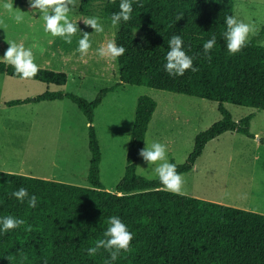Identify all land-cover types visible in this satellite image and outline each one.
Returning <instances> with one entry per match:
<instances>
[{
  "label": "trees",
  "instance_id": "obj_1",
  "mask_svg": "<svg viewBox=\"0 0 264 264\" xmlns=\"http://www.w3.org/2000/svg\"><path fill=\"white\" fill-rule=\"evenodd\" d=\"M120 0H106L102 16L111 20ZM87 0H81L85 13ZM234 0H133V12L117 29L116 43L125 47L118 60V82L102 87L92 100L72 92L45 90L6 105L69 99L84 115L90 152L87 181L81 186L0 170V215H15L25 225L0 236V264H104L109 253L101 249L88 256L86 249L103 238L108 217L118 215L134 233L130 249L115 264H264V214L163 189L158 179L136 170L156 101L137 99L123 176L114 191L100 180L101 150L93 126L94 109L120 83L144 85L217 102L221 118L194 136L193 148L182 163L181 174L191 170L206 143L224 132L254 138L249 130L254 115L234 119L224 103L264 110V45L256 37L235 54H229L222 37L226 15H233ZM184 38L197 71L169 76L164 70L168 39ZM215 33L210 58L202 44ZM0 74L21 78L11 65L0 62ZM34 80L64 85L67 73L39 67ZM264 144V138H259ZM175 163L174 161H171ZM24 187L38 197L29 207L10 196Z\"/></svg>",
  "mask_w": 264,
  "mask_h": 264
},
{
  "label": "rangeland",
  "instance_id": "obj_2",
  "mask_svg": "<svg viewBox=\"0 0 264 264\" xmlns=\"http://www.w3.org/2000/svg\"><path fill=\"white\" fill-rule=\"evenodd\" d=\"M105 1L87 0L85 13H81V0H76L74 15L78 18L95 15L104 25V32L95 33L83 18L78 20L80 29L90 32L93 41L88 52L81 56L76 51L79 33L71 43L52 37L44 32L42 20L30 12H24V21L16 23L3 4L13 2L17 11H31L28 0H0V55L12 40L30 47L39 67L67 73L64 85L0 74V170L46 179L57 177L65 183L89 186L88 124L75 104L67 98L11 106L5 102L32 97L45 90L72 92L92 100L102 87L118 82L117 58L102 57L96 51L117 37L118 28L102 16ZM233 15L253 25L251 39L264 25V0H234ZM256 40L264 45V34ZM141 95L156 101L145 139L166 143L170 162H184L193 148L195 134L221 118L216 101L120 83L94 109L93 126L101 150L100 180L110 191H114L124 174L134 111ZM224 105L234 119L253 112L249 130L258 135L250 138L228 131L209 141L193 168L181 173L185 180L184 194L264 213V144L259 142V138H264L261 120L264 110L227 102ZM147 166L139 155L137 173ZM144 172L142 176L146 178L152 175L147 168Z\"/></svg>",
  "mask_w": 264,
  "mask_h": 264
},
{
  "label": "clouds",
  "instance_id": "obj_3",
  "mask_svg": "<svg viewBox=\"0 0 264 264\" xmlns=\"http://www.w3.org/2000/svg\"><path fill=\"white\" fill-rule=\"evenodd\" d=\"M31 11H17L13 2H6L3 8L7 10L11 18L20 23L24 21V12H30L32 16L39 13L42 20V26L45 33L52 37H60L66 42L71 43L73 36L79 33L77 49L81 56H84L92 46V39L89 33L80 29L78 20L83 18L86 25L91 26L95 33L104 32V25L98 16H89L87 18L74 15L76 0H28ZM133 12V0H120L119 11L111 14V25L118 28L122 21H128ZM224 23L225 30L222 37L226 43L229 54L238 53L244 48L249 40V35L254 31L253 25L238 19L235 15H226ZM9 46L0 55V62L11 65L16 74L22 79L34 78L39 71V65L35 62L33 51L30 47H25L23 43L12 40L8 41ZM217 43L215 33L205 40L202 44L203 54L210 58L211 50ZM168 51L165 54L164 70L169 76H181L186 70L197 71L193 60L195 55L189 54L187 44L179 33L171 35L168 39ZM100 56H107L115 60L125 53V47L118 45L115 39H109L105 45L96 49ZM145 146L139 149V155L147 163V167L138 170V174L144 175V169L151 171L152 175L148 179H158L163 189L175 194H184L185 180L177 171L176 163L168 159V146L166 143L157 139L151 141L145 139ZM10 196L16 198L19 202L27 201L29 207L37 205L38 197L35 194H29L24 187L14 189ZM25 225V220L15 215H0V236L9 230L19 228ZM134 233L129 226L118 215L108 217L107 227L103 232V238L95 241L94 245L86 249L88 256H95L101 249L107 251L109 255L105 257L104 264H115L120 257L121 252H127L130 249V242ZM43 264H47V258Z\"/></svg>",
  "mask_w": 264,
  "mask_h": 264
},
{
  "label": "crops",
  "instance_id": "obj_4",
  "mask_svg": "<svg viewBox=\"0 0 264 264\" xmlns=\"http://www.w3.org/2000/svg\"><path fill=\"white\" fill-rule=\"evenodd\" d=\"M38 16H39V14H38ZM38 16L36 17V15H35L34 17H35L36 19H39L40 17H38ZM154 111H155V110H154ZM152 116H153V114H152ZM151 120H152V117H151ZM151 120H150V121H151ZM252 120H254V117H252L251 121H252ZM261 120H262V122H263V121H264V118L261 119ZM150 121H149V123H150ZM251 121H250V122H251ZM93 123H94V121H93ZM86 124H87V122H86ZM148 125H149V124H148ZM232 132H234V131H232ZM254 135H258V133L255 132ZM217 137H218V136H217ZM212 140H213V139H212ZM212 140H210V141H212ZM207 143H209V141H208ZM207 143H206V144H207ZM256 145H257V144H256ZM127 147H128V146H127ZM205 147H206V145H205ZM205 147H204V148H205ZM204 148H203V149H204ZM126 152H127V151H126ZM203 153H204V152L202 151L201 155H202ZM201 155H200L198 158H200ZM125 156H126V155H125ZM198 158H197V159H198ZM197 159H196V161H197ZM196 161L194 162L193 165L196 164ZM88 166H89V165H88ZM192 168H193V166H192ZM192 168H191V169H192ZM124 169H125V168H124ZM136 170H137V165H136ZM6 172H13V171H12V170H7ZM15 172H16V171H15ZM15 172H13V173H15ZM87 172H88V169H87ZM187 172H189V171H187ZM29 175H31V176H35V177H39L38 175H33V174H29ZM52 176H54V175H52ZM86 176H87V174H86ZM51 179H52V180H57V177H51ZM57 181H59V180H57ZM70 184H71V183H70ZM88 185H89V183H88ZM81 186H82V185H81ZM107 190H109V189H107ZM196 197H197V196H196ZM210 201H211V200H210ZM259 213H260V212H259ZM263 214H264V213H263Z\"/></svg>",
  "mask_w": 264,
  "mask_h": 264
}]
</instances>
